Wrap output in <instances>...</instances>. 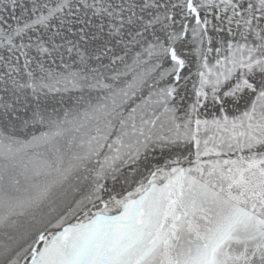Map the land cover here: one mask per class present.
<instances>
[{
	"label": "snow or ice",
	"instance_id": "obj_1",
	"mask_svg": "<svg viewBox=\"0 0 264 264\" xmlns=\"http://www.w3.org/2000/svg\"><path fill=\"white\" fill-rule=\"evenodd\" d=\"M0 264H264V0H0Z\"/></svg>",
	"mask_w": 264,
	"mask_h": 264
}]
</instances>
